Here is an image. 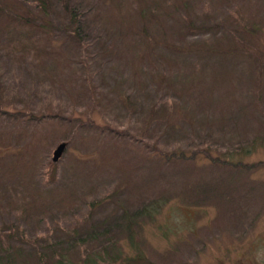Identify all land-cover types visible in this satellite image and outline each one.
Segmentation results:
<instances>
[{
    "label": "rangeland",
    "instance_id": "rangeland-1",
    "mask_svg": "<svg viewBox=\"0 0 264 264\" xmlns=\"http://www.w3.org/2000/svg\"><path fill=\"white\" fill-rule=\"evenodd\" d=\"M48 2L0 0V264H264V0Z\"/></svg>",
    "mask_w": 264,
    "mask_h": 264
},
{
    "label": "trees",
    "instance_id": "trees-1",
    "mask_svg": "<svg viewBox=\"0 0 264 264\" xmlns=\"http://www.w3.org/2000/svg\"><path fill=\"white\" fill-rule=\"evenodd\" d=\"M39 4L42 6V10L45 11L46 9L49 8V2L48 0H38ZM61 4L63 6L64 11L67 14L68 20H69V26L70 29H73V34L75 36L78 35V27L80 25V20L77 17V13L75 12V10L72 8V6L70 5V0H61Z\"/></svg>",
    "mask_w": 264,
    "mask_h": 264
},
{
    "label": "water",
    "instance_id": "water-1",
    "mask_svg": "<svg viewBox=\"0 0 264 264\" xmlns=\"http://www.w3.org/2000/svg\"><path fill=\"white\" fill-rule=\"evenodd\" d=\"M65 149H66L65 143H61L55 148V150L53 152V156H52V162L53 163H56L62 157V155L65 152Z\"/></svg>",
    "mask_w": 264,
    "mask_h": 264
}]
</instances>
